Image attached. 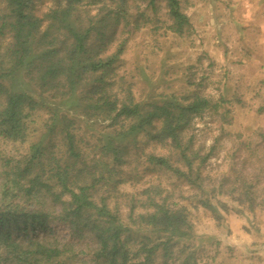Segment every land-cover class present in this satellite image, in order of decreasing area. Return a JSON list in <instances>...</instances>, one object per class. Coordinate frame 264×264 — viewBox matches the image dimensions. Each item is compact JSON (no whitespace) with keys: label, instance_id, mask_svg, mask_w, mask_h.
Segmentation results:
<instances>
[{"label":"rangeland","instance_id":"rangeland-1","mask_svg":"<svg viewBox=\"0 0 264 264\" xmlns=\"http://www.w3.org/2000/svg\"><path fill=\"white\" fill-rule=\"evenodd\" d=\"M180 2L190 20L182 33L170 27L164 0H155V9L148 0H129V12L136 17L117 31L116 43H125L115 64L116 83L111 94L112 100L132 94L143 106L172 97L190 102L195 94L218 103L216 109L195 115L183 133L184 141L191 140L197 153L195 167L203 161L199 172L206 193L148 161L147 154H156L184 168L179 151L168 143H158L145 132L130 135L122 142L126 146L123 159L116 160L100 146L113 129L127 130L131 120L121 117L112 126L111 119L86 109L77 98L67 103L53 97V92L39 96L40 89L33 85L40 104L33 113L30 134L22 142L0 138V210L42 209L49 218L45 228L29 226L26 235L14 230L13 237L23 246L34 240L46 241L75 252L67 264H96L93 236L52 219L61 207L51 193L27 197L4 179L2 157H12L23 166L31 145L39 140L47 143L51 139L57 153L63 152L58 134L66 116L89 164L94 156L107 164L102 167L104 176L111 177L97 186L102 185L100 193L108 196L125 224L132 225L131 205L137 214L145 212L142 206L147 195L158 191L170 202L180 201L185 206L193 233L190 238L174 239L169 264H181L185 258L193 264H264V0ZM53 6V0H36L34 12L42 16ZM99 6L83 8L82 15L86 9L95 14ZM136 19L138 28L134 27ZM29 185L24 181V186ZM195 190L212 197L220 218L194 204ZM144 233L152 236V243L159 240L156 231L132 232L135 238ZM11 250L0 248V264H18L20 254ZM153 264H163V259L157 256Z\"/></svg>","mask_w":264,"mask_h":264},{"label":"trees","instance_id":"trees-1","mask_svg":"<svg viewBox=\"0 0 264 264\" xmlns=\"http://www.w3.org/2000/svg\"><path fill=\"white\" fill-rule=\"evenodd\" d=\"M35 1L0 0V138L22 142L30 134L32 116L40 104L31 87L34 85L40 89L39 96L41 92H53V97L67 103L77 98L86 109L111 119L112 126L117 125L121 117L131 120L127 130L113 129L112 135L100 146L116 160L123 159L126 146L122 142L130 135L145 132L158 143H168L179 151L184 168L156 154H147L148 161L204 192L199 172L203 161L195 167L197 153L193 152L191 140L184 141L183 133L195 115L208 108L216 109L218 103L197 94L190 102L172 97L149 106L136 102L129 93L120 100H112L115 64L124 53L125 43H116L117 31L122 23L127 27L136 17L129 12V0H53L54 6L42 16L34 12ZM148 1L155 9V0ZM164 1L172 20L170 27L182 33L190 20L180 0ZM90 5L100 6L95 14L86 9L83 16L82 9ZM134 23L135 28L140 26L137 19ZM63 119L58 134L63 152L57 153L51 139L47 143L39 140L31 145L23 166L12 157H2L6 167L4 179L11 188L25 192L27 197L40 192L51 193L61 207L52 219L67 222L76 231H86L93 236L96 264H153L157 256L163 259V264H169L175 240L190 238L193 233L185 206L180 201L170 202L158 191L147 195L142 206L145 212L137 214L135 205H131L132 225L125 224L111 207L108 196L100 193L102 185L97 186L111 177L104 176L102 167L107 164L95 156L89 164L76 132L66 116ZM53 130L52 127L50 131ZM26 180L30 184L27 187L24 186ZM56 187L58 191L54 190ZM43 188L46 191H42ZM195 193V205L221 217L211 196ZM48 221L42 209L0 210V248L18 251V264H67L75 255L71 248L64 250L39 240L23 246L13 237L15 229L26 235L29 226L43 229ZM142 230L159 232V240L152 243V236L145 233L133 236L132 232ZM181 264L193 262L185 258Z\"/></svg>","mask_w":264,"mask_h":264}]
</instances>
